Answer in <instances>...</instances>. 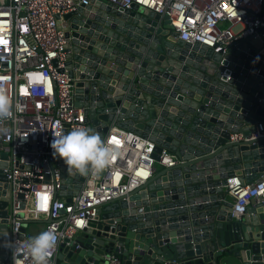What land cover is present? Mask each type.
I'll list each match as a JSON object with an SVG mask.
<instances>
[{
	"label": "water",
	"instance_id": "water-1",
	"mask_svg": "<svg viewBox=\"0 0 264 264\" xmlns=\"http://www.w3.org/2000/svg\"><path fill=\"white\" fill-rule=\"evenodd\" d=\"M57 20L84 127L102 142L113 126L132 132L155 144L156 162L166 150L176 164L156 166L143 185L98 206L79 235L59 243L56 262L107 264L115 256L119 264H264V205L252 199L233 218L224 191L235 176L247 184L264 178V138L250 140L264 124V31L215 53L178 40L166 17L135 5L122 9L105 0H82ZM232 135L240 139L232 141ZM0 158L5 264L13 224L20 223L25 234L27 225L50 219L13 214L3 173L7 155ZM53 163L61 174L54 197L69 203L87 174L59 158ZM17 200L23 210V196Z\"/></svg>",
	"mask_w": 264,
	"mask_h": 264
},
{
	"label": "built area",
	"instance_id": "built-area-1",
	"mask_svg": "<svg viewBox=\"0 0 264 264\" xmlns=\"http://www.w3.org/2000/svg\"><path fill=\"white\" fill-rule=\"evenodd\" d=\"M81 1L0 0V91L7 93L12 109V116L0 124L7 129L0 133V156L7 155L3 173L10 186L13 214L21 212L22 220L50 219L44 230H57L59 238L50 264H58L59 243L79 235L95 217L98 206L143 185L156 166L176 164L175 157L166 150L160 152L156 162L152 157L155 144L148 139L110 129L103 141L112 149L108 166L95 177L88 173L81 190L69 203L54 197L61 187V174L59 165L53 163L50 144L57 133L84 127L85 120L83 109L74 106L73 81L64 64L66 40L57 17L74 11ZM105 2L122 9L135 5L166 17L178 40L198 43L215 53L225 52L229 44L264 31V0ZM259 138H264V124L257 125L250 140ZM238 139L232 137V141ZM224 191L231 199L233 218L243 215L252 199L264 205V178L247 184L235 176L227 180ZM18 195L23 196V210L19 209ZM20 227L15 222L8 234L9 260L5 264H31L19 251L20 242L27 239ZM106 261L119 264L115 256Z\"/></svg>",
	"mask_w": 264,
	"mask_h": 264
},
{
	"label": "clouds",
	"instance_id": "clouds-1",
	"mask_svg": "<svg viewBox=\"0 0 264 264\" xmlns=\"http://www.w3.org/2000/svg\"><path fill=\"white\" fill-rule=\"evenodd\" d=\"M11 116L9 97L6 92L0 91V124ZM6 132V128L0 127V133ZM50 148L53 157L62 160L70 170L80 175L91 173L94 177L108 166L112 155V149L106 142H102L91 129L82 126L69 132L57 133ZM58 238L57 230L49 227L21 241L19 251H22L31 264H50Z\"/></svg>",
	"mask_w": 264,
	"mask_h": 264
},
{
	"label": "crops",
	"instance_id": "crops-1",
	"mask_svg": "<svg viewBox=\"0 0 264 264\" xmlns=\"http://www.w3.org/2000/svg\"><path fill=\"white\" fill-rule=\"evenodd\" d=\"M111 129H119V128H116V127L113 126ZM232 137H234V136L232 135ZM45 224L46 223H42L41 227L34 228V229H33L32 226H30V227L27 226L26 227V232H25V238L28 239L30 236H34V235H37L38 233L42 232L44 230Z\"/></svg>",
	"mask_w": 264,
	"mask_h": 264
},
{
	"label": "rangeland",
	"instance_id": "rangeland-1",
	"mask_svg": "<svg viewBox=\"0 0 264 264\" xmlns=\"http://www.w3.org/2000/svg\"><path fill=\"white\" fill-rule=\"evenodd\" d=\"M237 30V28H235V31ZM27 226H32L33 227V229L34 228H39V227H41V224H29V225H27Z\"/></svg>",
	"mask_w": 264,
	"mask_h": 264
},
{
	"label": "snow or ice",
	"instance_id": "snow-or-ice-1",
	"mask_svg": "<svg viewBox=\"0 0 264 264\" xmlns=\"http://www.w3.org/2000/svg\"><path fill=\"white\" fill-rule=\"evenodd\" d=\"M3 41H0V43H2Z\"/></svg>",
	"mask_w": 264,
	"mask_h": 264
}]
</instances>
